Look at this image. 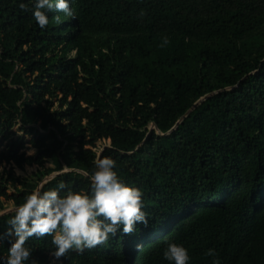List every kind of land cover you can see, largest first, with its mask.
Listing matches in <instances>:
<instances>
[{
  "label": "trees",
  "instance_id": "obj_1",
  "mask_svg": "<svg viewBox=\"0 0 264 264\" xmlns=\"http://www.w3.org/2000/svg\"><path fill=\"white\" fill-rule=\"evenodd\" d=\"M67 2L41 29L35 0H0V264L14 208L90 192L104 146L147 226L59 258L34 236L25 264H174L168 243L187 264H264V0Z\"/></svg>",
  "mask_w": 264,
  "mask_h": 264
},
{
  "label": "clouds",
  "instance_id": "obj_2",
  "mask_svg": "<svg viewBox=\"0 0 264 264\" xmlns=\"http://www.w3.org/2000/svg\"><path fill=\"white\" fill-rule=\"evenodd\" d=\"M19 8L29 10L25 3H20ZM31 10L41 29L49 23L46 14L49 11L56 10L74 18L67 0H35ZM55 20L61 22L59 16ZM167 43L165 37L164 44ZM115 166L112 158H97L88 193L75 192L60 182L57 189L41 191L37 188L28 194L24 202L14 208V216L7 221L11 226L7 235H14L16 239L8 249L4 264H25L29 261L32 250L26 247V241L34 236H51L56 249L53 255L59 258L66 257L72 250L83 252L86 248L103 245L118 231L126 236L132 235L137 224L147 226V214L142 210V191L121 180L114 170ZM65 189L61 195L60 191ZM163 255L174 264H187L189 261L188 250L176 243H168ZM206 255L216 256L217 253L208 249ZM213 264H219V260H214Z\"/></svg>",
  "mask_w": 264,
  "mask_h": 264
},
{
  "label": "water",
  "instance_id": "obj_3",
  "mask_svg": "<svg viewBox=\"0 0 264 264\" xmlns=\"http://www.w3.org/2000/svg\"><path fill=\"white\" fill-rule=\"evenodd\" d=\"M212 93H214V92H212ZM212 93L206 94V95L202 96L201 98H199V99H198V100L192 105V107H191L190 109H188L187 112H186L183 116L180 117V119L176 122V124L174 125V127H173L172 129H174V128L176 127V125L182 120V118H183L187 113L190 112V110H192L197 104H199L201 101H203L206 97H208V96L211 95ZM152 127H155V128L157 129V127H156L154 124L151 125L150 129H151ZM169 131H170V130H169ZM158 133H160V132L158 131ZM167 133H168V132H167ZM160 134H162V133H160ZM104 147H105V146H104ZM104 147H102V149L99 151L97 158H100L101 152H102V150L104 149ZM55 174H56V173H53V174L47 176L43 181H45L46 179H49L50 177H53ZM9 210H12V209H9Z\"/></svg>",
  "mask_w": 264,
  "mask_h": 264
},
{
  "label": "rangeland",
  "instance_id": "obj_4",
  "mask_svg": "<svg viewBox=\"0 0 264 264\" xmlns=\"http://www.w3.org/2000/svg\"><path fill=\"white\" fill-rule=\"evenodd\" d=\"M27 153H28V154H29V153H32V151L29 150V151H27ZM27 169L30 170L31 168H30V167H27ZM16 172L19 173V170H16ZM9 209H12V208H9ZM9 209H7L6 211H8Z\"/></svg>",
  "mask_w": 264,
  "mask_h": 264
}]
</instances>
